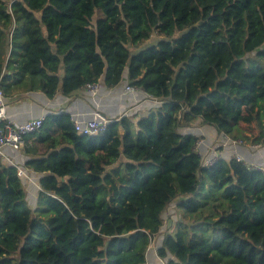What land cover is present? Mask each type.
Instances as JSON below:
<instances>
[{
    "label": "trees",
    "instance_id": "1",
    "mask_svg": "<svg viewBox=\"0 0 264 264\" xmlns=\"http://www.w3.org/2000/svg\"><path fill=\"white\" fill-rule=\"evenodd\" d=\"M126 69L160 106L96 136L47 115L25 138L34 207L0 158V264H146L172 203L165 264H264V171L204 165L198 138L179 131L200 122L264 142V0H0L4 96L111 88Z\"/></svg>",
    "mask_w": 264,
    "mask_h": 264
},
{
    "label": "crops",
    "instance_id": "2",
    "mask_svg": "<svg viewBox=\"0 0 264 264\" xmlns=\"http://www.w3.org/2000/svg\"><path fill=\"white\" fill-rule=\"evenodd\" d=\"M98 85L99 87L94 94L90 93L87 88H82L69 96H63L58 92L51 99L40 91L15 94L12 97L4 96L5 117L8 121L14 123H24L30 119H44L49 114L64 112L70 118L73 117L80 121L92 119L95 114H100L110 121L117 120L124 115L134 116V119H137L147 115L150 111H154L161 104L159 100L148 96L142 90L135 88L136 90L134 91H126V87L129 86L127 69L124 71L123 77L117 86L108 88L102 82H98ZM256 123L258 127L252 131L250 127H255ZM256 123L249 126L241 125L243 128H247L246 135H259V122ZM179 131L182 134H191L197 138L201 137L196 142L195 150L201 157L202 162L212 158L224 162L231 158H239L247 167L257 166L264 171V142L251 143L250 141L242 140L239 143H235L233 139L217 132L215 128L203 125L200 122L191 127L180 128ZM24 146L25 143L20 150L4 148L5 159L3 160L8 163L18 164L26 170L27 176L24 182L32 184L30 185V190H34L32 204L28 200L29 186L26 188V198L28 204H30L29 206L34 207L39 191L38 179L40 174L28 171L24 167L25 162L29 159ZM174 217L172 216V221ZM165 233L163 228H161L159 234L152 239L146 253V264H165L156 254V248L161 244Z\"/></svg>",
    "mask_w": 264,
    "mask_h": 264
},
{
    "label": "built area",
    "instance_id": "3",
    "mask_svg": "<svg viewBox=\"0 0 264 264\" xmlns=\"http://www.w3.org/2000/svg\"><path fill=\"white\" fill-rule=\"evenodd\" d=\"M98 84H88L86 88L92 94L98 89ZM136 90L132 86H127L126 91H134ZM73 130L84 136H96L103 133L110 120L103 117L100 114H95L92 119H88L85 121H80L75 118H70ZM43 123V118L30 119L24 123H14L8 121L5 117V103H4V95L0 90V158H4V148H11L13 150H20L23 148L25 143V138L35 132L37 129L41 127ZM235 143H239L241 141L234 140ZM240 160L239 158H237ZM7 160V159H6ZM8 163V162H7ZM204 165H212L214 161H205L202 162ZM14 165L17 169V174L23 178L27 176V172L18 164L10 163ZM250 168L255 170L263 171L261 167L251 166Z\"/></svg>",
    "mask_w": 264,
    "mask_h": 264
},
{
    "label": "rangeland",
    "instance_id": "4",
    "mask_svg": "<svg viewBox=\"0 0 264 264\" xmlns=\"http://www.w3.org/2000/svg\"><path fill=\"white\" fill-rule=\"evenodd\" d=\"M158 39H159V36H155V35H153L152 38H151L150 40L144 42V43L141 44L139 47L141 48V47H144V46L149 45V44H151V43H155ZM129 48H130V50H132V51L136 50L135 47L130 46V45H129ZM137 50H138V49H137ZM194 125H195V124H194ZM194 125H193V126H194ZM254 126H255V127H250V129H252V131H254V129L258 127V124L256 123ZM198 139H201V137H198ZM215 160H216L215 158H212V159H209V160H206V161H212V162H213V161H215ZM201 161H202V160H201ZM204 162H205V161H204ZM28 184H29V183L24 182L25 188H27V187L29 186V188H28V191H29V192H28V200H29L30 204H32V197L34 196V190H33V189L30 190V185H32V184H29V185H28ZM163 213H164V214H163V219H164L163 230H164L165 232H168L169 230H171V229L173 228V225H174L175 219H176V217H177V215H178V213H176L175 203L170 204V205L167 207V209H166ZM172 216H175L173 221H172ZM169 219H170V220H169Z\"/></svg>",
    "mask_w": 264,
    "mask_h": 264
}]
</instances>
